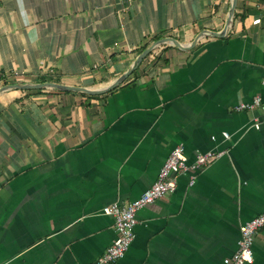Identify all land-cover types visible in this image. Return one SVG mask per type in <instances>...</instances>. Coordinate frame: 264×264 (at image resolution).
<instances>
[{"label": "crops", "instance_id": "crops-1", "mask_svg": "<svg viewBox=\"0 0 264 264\" xmlns=\"http://www.w3.org/2000/svg\"><path fill=\"white\" fill-rule=\"evenodd\" d=\"M229 4L0 0V87L48 78L104 88L144 45L220 32ZM150 52L92 97L0 92V264H90L117 235L101 209L137 198L177 144L189 161L223 154L192 185L180 175L173 192L138 210L133 241L113 264H224L236 249L239 225L264 209V113L234 110L254 95L264 101V0H237L221 37ZM249 264H264V227Z\"/></svg>", "mask_w": 264, "mask_h": 264}, {"label": "built area", "instance_id": "built-area-1", "mask_svg": "<svg viewBox=\"0 0 264 264\" xmlns=\"http://www.w3.org/2000/svg\"><path fill=\"white\" fill-rule=\"evenodd\" d=\"M258 21V20H256ZM259 109L264 113V101L260 95H254L249 102H239L235 111H251ZM257 126V123H255ZM222 136L228 138V133ZM214 138V137H212ZM223 151L207 150L196 152L189 161L182 144L175 145L159 168L155 181L129 203L120 205L116 202L104 206L101 212L113 216L114 229L117 233L114 240L105 251L90 264H113L121 259L134 238V227L137 223L136 213L141 208L154 203L176 188L177 178L188 175L189 185H192L204 166L211 159L219 158ZM264 227V209L254 217L239 225V236L236 249L223 259L224 264H249L253 261V244L255 235Z\"/></svg>", "mask_w": 264, "mask_h": 264}, {"label": "water", "instance_id": "water-1", "mask_svg": "<svg viewBox=\"0 0 264 264\" xmlns=\"http://www.w3.org/2000/svg\"><path fill=\"white\" fill-rule=\"evenodd\" d=\"M237 0H230L229 4V9H228V14L227 18L224 24L223 29L220 32H213V31H207L203 30L197 34V37L189 44H181L177 40L171 37H164L158 40H155L153 43H151L148 47H146L143 51H141L136 59L134 60L133 64L131 67L126 70L124 73H122L119 77H117L112 83L107 85L104 88L100 89H88L85 87H76V86H68V85H63L60 83H54V82H41V83H10L6 84L0 87V92L7 90V89H12V88H19V89H31V88H57L60 90H71V91H80L84 92L89 95H96V94H102L106 93L113 88H115L117 85H119L121 82H123L128 75L140 64L142 59L152 50L153 47L161 45V44H172L176 47H179L181 49H189L193 47L197 41V39L204 37V36H218L221 37L223 36L226 31L230 28L232 21H233V13L234 9L236 6Z\"/></svg>", "mask_w": 264, "mask_h": 264}, {"label": "trees", "instance_id": "trees-1", "mask_svg": "<svg viewBox=\"0 0 264 264\" xmlns=\"http://www.w3.org/2000/svg\"><path fill=\"white\" fill-rule=\"evenodd\" d=\"M156 39H158V37H157ZM146 47H147V45H144V46L142 47L141 51H143ZM150 53H151V52H149V54H150ZM149 54H147L146 56H148ZM146 56H145V57H146ZM145 57H144V58H145ZM133 72H135V70H133L130 74H132ZM130 74H129V75H130ZM46 80H50V79H48V78H41V81H43V82L46 81ZM118 86H119V85H118ZM113 89H115V88H113ZM113 89H112V90H113ZM112 90H110V91H112ZM110 91H109V92H110ZM83 94H84V93H83ZM85 95L88 96V97H92V95H88V94H85Z\"/></svg>", "mask_w": 264, "mask_h": 264}]
</instances>
